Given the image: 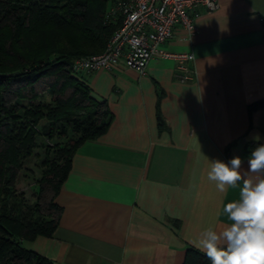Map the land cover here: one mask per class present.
Masks as SVG:
<instances>
[{
	"label": "crops",
	"instance_id": "obj_1",
	"mask_svg": "<svg viewBox=\"0 0 264 264\" xmlns=\"http://www.w3.org/2000/svg\"><path fill=\"white\" fill-rule=\"evenodd\" d=\"M189 13L196 31L177 24L162 46L193 54L191 79L160 56L144 73L117 65L80 74L112 121L73 153L56 228L25 241L52 264H196L199 233L226 222L223 206L239 187L219 192L209 159L239 156L247 170L250 147L264 144V0Z\"/></svg>",
	"mask_w": 264,
	"mask_h": 264
},
{
	"label": "trees",
	"instance_id": "obj_2",
	"mask_svg": "<svg viewBox=\"0 0 264 264\" xmlns=\"http://www.w3.org/2000/svg\"><path fill=\"white\" fill-rule=\"evenodd\" d=\"M110 2L0 0V91L11 92L10 86L17 84L14 93L24 98L36 95L37 82H46L52 101L64 110L47 114L50 122L42 133L49 137H67L69 128L72 132L66 146L58 148L62 162L49 163L43 176L52 190L43 207L41 196L28 204L12 191L21 165L18 147L13 148L14 138L18 136L12 134L16 128H6L0 122V264H52L28 248L25 241L38 235H50L56 228L62 209L55 202V196L68 175L73 153L85 140L106 132L112 121L107 101L94 98L89 86L70 71L74 59L101 52L117 28L118 22L104 21ZM31 51L42 54L30 56ZM68 88L71 93L65 98L63 95ZM7 103L5 98L0 101V117L8 116L11 121L27 117L35 125L43 116L40 102L17 100L6 106ZM19 104L23 113L16 110ZM158 125L165 126L160 116ZM25 129L20 128V131ZM28 131L30 134L35 130L31 127ZM256 147L251 146L250 152ZM195 260L196 264L211 262L201 254Z\"/></svg>",
	"mask_w": 264,
	"mask_h": 264
},
{
	"label": "built area",
	"instance_id": "obj_3",
	"mask_svg": "<svg viewBox=\"0 0 264 264\" xmlns=\"http://www.w3.org/2000/svg\"><path fill=\"white\" fill-rule=\"evenodd\" d=\"M198 6L214 10L218 8L219 0H111L104 21L118 22L117 28L101 52L74 59L70 65L71 73L80 77L82 73L117 65L144 73L150 59L160 56L177 62L179 80L191 79L187 62L193 59V54L172 52L162 45L171 38L177 24L190 33L196 31L189 11ZM262 30L264 35V23Z\"/></svg>",
	"mask_w": 264,
	"mask_h": 264
},
{
	"label": "clouds",
	"instance_id": "obj_4",
	"mask_svg": "<svg viewBox=\"0 0 264 264\" xmlns=\"http://www.w3.org/2000/svg\"><path fill=\"white\" fill-rule=\"evenodd\" d=\"M242 163L239 156L209 159L207 178L219 192L239 187L238 199L223 206L222 227L203 230L193 242L211 264H264V144L250 153L247 170Z\"/></svg>",
	"mask_w": 264,
	"mask_h": 264
},
{
	"label": "rangeland",
	"instance_id": "obj_5",
	"mask_svg": "<svg viewBox=\"0 0 264 264\" xmlns=\"http://www.w3.org/2000/svg\"><path fill=\"white\" fill-rule=\"evenodd\" d=\"M41 54L42 53H38V51H31L30 56L39 57ZM16 86L17 84H12L10 86L11 92L0 91V94H3L0 101H2L4 98L7 99L8 103L5 104L6 106H8V104L14 103L17 100L25 102L33 100L37 103L40 102L43 116L39 117L35 125H33V122L31 123L28 121L27 117L12 121L8 118V116L4 117L3 115L0 117L1 124H4L6 128H16L15 133L12 132V134L13 136H18L17 138H14L15 143L13 148L16 146L18 147V160L20 161L21 165L14 181L12 191L16 196H22L24 201H26L28 204H33L38 200L39 196H41V205L45 207L51 197L52 190L50 186L43 181V176L46 172V169L49 167V163L62 162L58 156V148L66 146L68 141L67 139L70 137L72 132L71 128H69L67 137L60 135L49 137L42 133L45 126L50 122V120L46 117L47 114L52 113L53 111L55 113L58 110H64L63 108H60L59 105L57 106L56 102L52 101L46 82H37L35 84L36 95H29L28 97L24 98L21 95L18 96L14 93L17 92ZM25 92L27 93L26 89ZM70 93L71 90L68 88L65 90L63 96L67 98L70 96ZM16 110L18 113H23V109L20 107V104ZM24 122H27L28 124ZM29 127H33V130L35 131H30L29 134ZM20 128H28V130L25 133L26 129L24 131H20ZM24 138H27V141L24 140ZM22 140L25 141L24 145H22Z\"/></svg>",
	"mask_w": 264,
	"mask_h": 264
}]
</instances>
